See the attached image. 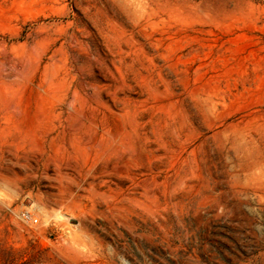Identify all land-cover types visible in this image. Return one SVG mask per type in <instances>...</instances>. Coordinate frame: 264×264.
<instances>
[{"label":"rangeland","instance_id":"rangeland-1","mask_svg":"<svg viewBox=\"0 0 264 264\" xmlns=\"http://www.w3.org/2000/svg\"><path fill=\"white\" fill-rule=\"evenodd\" d=\"M0 264H264V0H0Z\"/></svg>","mask_w":264,"mask_h":264},{"label":"bare ground","instance_id":"bare-ground-1","mask_svg":"<svg viewBox=\"0 0 264 264\" xmlns=\"http://www.w3.org/2000/svg\"><path fill=\"white\" fill-rule=\"evenodd\" d=\"M31 206H29L28 208H30Z\"/></svg>","mask_w":264,"mask_h":264},{"label":"built area","instance_id":"built-area-1","mask_svg":"<svg viewBox=\"0 0 264 264\" xmlns=\"http://www.w3.org/2000/svg\"><path fill=\"white\" fill-rule=\"evenodd\" d=\"M26 215V214H25ZM30 218V217H29Z\"/></svg>","mask_w":264,"mask_h":264}]
</instances>
